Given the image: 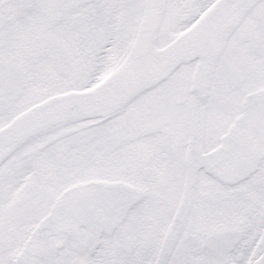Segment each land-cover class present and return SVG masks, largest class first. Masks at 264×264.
<instances>
[{
  "label": "snow or ice",
  "instance_id": "snow-or-ice-1",
  "mask_svg": "<svg viewBox=\"0 0 264 264\" xmlns=\"http://www.w3.org/2000/svg\"><path fill=\"white\" fill-rule=\"evenodd\" d=\"M0 264H264V0H0Z\"/></svg>",
  "mask_w": 264,
  "mask_h": 264
}]
</instances>
